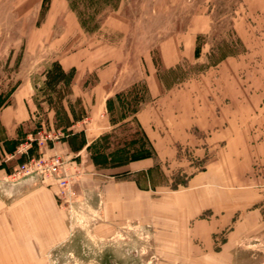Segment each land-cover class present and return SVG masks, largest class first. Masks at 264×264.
<instances>
[{
  "label": "rangeland",
  "instance_id": "rangeland-1",
  "mask_svg": "<svg viewBox=\"0 0 264 264\" xmlns=\"http://www.w3.org/2000/svg\"><path fill=\"white\" fill-rule=\"evenodd\" d=\"M228 41L238 43V53L217 62L233 49L224 46ZM54 62L70 81L46 83ZM0 98L8 99L0 108L6 173L0 202L34 185L56 194L52 180L26 174L24 166L55 155L66 161L74 195L65 204L56 196L68 238L51 248L60 252L52 264H204L201 252L186 259L163 250L151 227L138 221L98 232L92 202L109 181L137 178L142 187L169 192L206 161L214 170L255 172L252 145L264 136L255 130L264 125V0H121L93 33L79 26L65 0H48L47 7L42 0H0ZM223 124L224 146L207 141ZM106 134L108 156L130 139L139 140L133 146L139 150L145 135L156 156L143 165L150 171L96 164L87 147ZM7 223L0 250H37L25 241V227L15 242ZM231 264H264V246L238 248Z\"/></svg>",
  "mask_w": 264,
  "mask_h": 264
},
{
  "label": "crops",
  "instance_id": "crops-1",
  "mask_svg": "<svg viewBox=\"0 0 264 264\" xmlns=\"http://www.w3.org/2000/svg\"><path fill=\"white\" fill-rule=\"evenodd\" d=\"M260 127L255 130H264V125ZM226 129L227 124L215 127L206 140L224 146ZM252 147L258 148L255 172H226L222 165L214 170L211 161H206L201 170L187 178L185 187L169 192L142 187L137 178L106 182L97 188V198L92 202V212L99 218L98 232L138 221L151 227L163 250L171 249L186 259L192 258L193 252H201L197 258H203L204 264H231L238 248L264 246V136L257 137ZM147 160L131 161L123 167L138 165L146 174L150 171V167L143 168ZM3 174L0 168V176ZM18 194L9 203L0 202V242L7 221L16 234L15 242L21 241L19 227H25V241L34 243L37 250L9 254L0 250V264H52L60 252L51 248L68 238L66 215L57 204L56 194L40 185L21 189ZM223 230L222 241L215 243V236Z\"/></svg>",
  "mask_w": 264,
  "mask_h": 264
},
{
  "label": "trees",
  "instance_id": "trees-1",
  "mask_svg": "<svg viewBox=\"0 0 264 264\" xmlns=\"http://www.w3.org/2000/svg\"><path fill=\"white\" fill-rule=\"evenodd\" d=\"M67 2L68 9L74 13L77 22L79 26L85 31L93 33L96 31L102 21H104L108 14L111 12H114L117 10L120 1L121 0H65ZM48 0H42V6L47 7ZM198 40V39H197ZM238 43L236 42H226L224 46H226L227 50L229 51H223L220 58L217 62L223 60L228 55H234L238 53L237 50ZM200 46L197 45L195 49V57H198L199 55ZM51 68L45 72V78L46 83L50 82H56L59 78L68 76V81L71 79V75L64 72L62 67L59 63L54 62L50 66ZM8 105V99L3 100L0 98V108L3 106ZM133 111L132 113H135ZM125 119V116L122 117V120ZM110 136L108 134L102 136L98 141L95 143L89 145L87 147L88 150H94V153L96 157L94 158L96 161V164H106L110 167H117L121 165H125L128 162L139 160V159H145V158H151L154 161H156V156L152 150V146L149 142V140L145 137V135H142V146L139 150H135L133 146L136 145L137 141L135 139H130L127 144L119 146L115 149L114 152H110V156H108L105 152L109 149L108 143H109ZM13 145L6 147L7 153H13L15 148L14 146L17 143H12ZM121 155V156H119ZM100 160L98 161V159ZM2 164L0 165V167ZM187 184L186 181L171 186L172 190L178 189V187L182 186L185 187Z\"/></svg>",
  "mask_w": 264,
  "mask_h": 264
},
{
  "label": "built area",
  "instance_id": "built-area-1",
  "mask_svg": "<svg viewBox=\"0 0 264 264\" xmlns=\"http://www.w3.org/2000/svg\"><path fill=\"white\" fill-rule=\"evenodd\" d=\"M66 161L60 156L55 155L49 159L43 157L32 160L27 166L25 165V173L35 172L43 178L52 180L56 187V196L65 204L66 198H71L74 192L70 189V179L66 174Z\"/></svg>",
  "mask_w": 264,
  "mask_h": 264
}]
</instances>
